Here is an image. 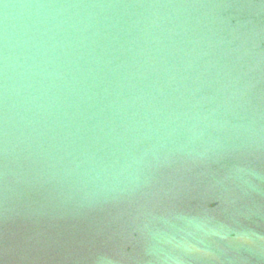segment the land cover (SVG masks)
I'll use <instances>...</instances> for the list:
<instances>
[{
	"label": "water",
	"instance_id": "water-1",
	"mask_svg": "<svg viewBox=\"0 0 264 264\" xmlns=\"http://www.w3.org/2000/svg\"><path fill=\"white\" fill-rule=\"evenodd\" d=\"M0 264H264V0H0Z\"/></svg>",
	"mask_w": 264,
	"mask_h": 264
}]
</instances>
